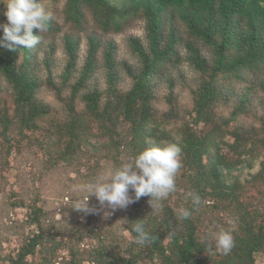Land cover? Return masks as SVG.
Returning <instances> with one entry per match:
<instances>
[{"label":"trees","instance_id":"trees-1","mask_svg":"<svg viewBox=\"0 0 264 264\" xmlns=\"http://www.w3.org/2000/svg\"><path fill=\"white\" fill-rule=\"evenodd\" d=\"M3 1L0 0V18L6 23L1 12ZM45 1L52 0H42L48 9ZM61 12L70 31L61 36L66 63L60 73V85L51 77L54 41L44 44L59 28L52 19L48 30L38 33L40 42L35 47L13 52L0 48V77L9 86L12 98L11 109L1 111L0 105V149L4 147L6 154L11 150L8 136L12 124L20 131H32L37 128L36 121L47 113V106L36 96L43 83L38 75L40 69L58 99L63 100L61 90L68 89L63 102L68 119L55 127L53 145L61 144V140L66 142L61 144L55 159L68 161L79 152L82 154L80 142H89V138L94 141L90 151L112 153L114 167L122 162L124 154L135 155L152 143L178 142L182 148L178 177L184 181V188L178 195L179 201L170 204L166 198L156 210L150 208L148 196L132 203L124 218L128 240L116 233L100 235L98 245L88 253V264H255V255L264 252V126L260 135L254 129H226L236 115L245 111L246 95L240 97L229 118L218 117L214 106L223 94L218 86L220 79L241 80L242 74H250L264 91V0H65ZM135 19H142L146 29L144 45L138 39H130L131 50L141 66L133 75L124 64V71L133 79L132 85L124 93L113 91L111 86L117 76L114 46L110 42L105 44L103 66L108 88L104 93L108 97L100 109L99 89L85 83L96 68L101 42L95 34H86V55L78 76L70 82L78 60L76 34L87 31L89 23L102 33L120 32ZM177 25L183 27L189 40L181 37ZM198 43L208 48L210 61L201 55ZM179 45L185 48V58L197 72L199 83L190 89V107L181 109L180 114L171 99L173 82L168 80L169 94L165 100L169 108L157 115L151 104L155 87L152 78L163 72L165 64L178 61ZM1 86L0 94L4 89ZM77 100L83 103L82 114L75 110ZM90 122H94L100 136L90 133ZM199 124L203 127L197 130ZM226 135L230 142L223 141ZM222 146L226 152H222ZM255 149L262 150L263 159L249 180L256 194L246 199V186L238 180L228 183L224 170L241 164L242 156L252 155ZM192 191L200 195L202 203L190 219L180 220L178 210L192 207L187 196ZM40 213L39 208L31 210L29 223L35 225V231L22 240L8 264H27V257L34 256L43 242L50 247L54 244L39 222ZM142 219L148 231L157 237L144 246L134 242L135 234L129 230L131 221ZM219 227L233 235L234 247L228 254L210 252L203 242L207 232ZM118 239L120 242L115 243ZM46 250L53 253L50 248ZM69 254L66 264H78L76 255L71 250Z\"/></svg>","mask_w":264,"mask_h":264},{"label":"rangeland","instance_id":"rangeland-1","mask_svg":"<svg viewBox=\"0 0 264 264\" xmlns=\"http://www.w3.org/2000/svg\"><path fill=\"white\" fill-rule=\"evenodd\" d=\"M64 2L65 0H52V2H46L49 6L48 9L45 8L50 14L53 24L57 28L59 27L57 33L48 36V40L44 42L46 44L53 39L55 44V50L51 55L54 65L51 77L55 79L52 80L56 85H60V73L66 63L61 36L70 31L69 24L65 23L61 12ZM4 6L5 4L2 5L1 12L4 11ZM1 21L0 18V24L5 23ZM177 30L183 39H190L189 35L183 33L184 29L181 25H177ZM87 33L95 34L101 43L96 53V68L85 85L95 86L99 89L101 93L100 109H102L104 100L108 97L104 93V90L108 88L103 66L105 44L110 42L114 46L113 57L116 63L117 76L111 89L117 93H124L131 87L133 79L129 78L123 69V65H127L133 75L138 72L141 66L139 59L131 50L130 39H138L144 45L146 43V29L142 19H135L120 32L110 31L108 33H102L98 27L89 23L87 31L76 34L79 39L78 60L74 66L70 82H74L78 76V69H80L86 55ZM196 45H198L201 55L210 61L212 57L208 48L200 43ZM177 52L178 61L165 64L162 67L163 72L160 71L158 75L152 78L155 87L151 104L157 115L169 108L165 100L169 94L168 80L173 82L171 99L173 105H178L180 114L183 113L181 109L190 107L192 100L190 89L196 88L199 83L197 72L193 70L185 58V48L179 45ZM38 75L43 83L36 96L42 104L47 106V113L42 119L36 121L37 128L32 131H20L15 124H12L8 136L9 145L12 146L11 150L6 154L4 147L0 149V264H8V260L15 256L22 240L35 231V225L29 223L30 212L34 208L40 209L39 222L45 229L46 237L52 238L54 244L50 247L49 243L43 242L37 248L34 256L27 257V264H66L70 258V250L76 255L78 264H88V253L98 245L100 235L116 233V236L122 235L124 239L128 240V233L124 230L126 209L116 210L108 219L103 218V213L85 214L74 210L76 202L81 198V194L74 191V187L94 179L98 174L110 168H114V163L110 158L112 153L91 152L90 143L94 141L89 138V142H80L82 154L79 152L77 157L74 155L68 161L55 159V156L60 154L61 144L66 142L61 140V144L53 145V140H56L55 127L62 124L67 118L68 112L63 102L68 96V89L63 88L61 90L60 95L63 100H60L45 83L46 75L41 69ZM0 78L1 88H4L3 93L0 94L1 111H3L7 108L11 109L12 98L10 97L9 86L6 85L4 78ZM218 86L223 89V94L214 106V111L218 117L229 118L240 97L246 95L247 99L243 114L236 115L226 129L232 127L254 129L259 131L260 135L264 126V91L256 83L254 76L242 74L241 80L220 79ZM75 110L82 114L83 103L77 100ZM178 123L179 121L176 125ZM89 125H91L90 133L95 135L97 132L94 129V122H90ZM202 127V124H199L197 130ZM85 131L87 132V130ZM24 134L25 137H22ZM96 135L100 136L99 133ZM103 141L104 138H101L100 142L104 143ZM223 141L230 142L231 139L226 135ZM226 151V147L222 146V152ZM253 152L250 156L243 155L241 158L244 159L243 162L235 168L224 170V178L228 183L238 180L246 186V199L248 196H255L256 194L253 189L254 186L250 184L249 180L251 175L259 170V164L263 159L262 150L255 149ZM125 156L128 154H124L122 158ZM230 156L235 157L232 154ZM178 176H180V171L176 175L177 191L167 197L166 202L170 204L179 201L178 195L182 194L184 188V181L181 180V176ZM89 205L99 207L95 197L89 198ZM150 208L152 209L151 206ZM156 209L157 207L152 210ZM119 242L118 239L115 243ZM41 248L42 250L38 251ZM49 248L53 250V253H47L46 249ZM255 264H264V252L255 255Z\"/></svg>","mask_w":264,"mask_h":264},{"label":"clouds","instance_id":"clouds-1","mask_svg":"<svg viewBox=\"0 0 264 264\" xmlns=\"http://www.w3.org/2000/svg\"><path fill=\"white\" fill-rule=\"evenodd\" d=\"M3 15L6 23L0 24L3 32L0 48L12 52L35 47L40 42L38 33L47 31L51 20L42 0H5ZM33 30H37V34H33ZM181 152L178 142L152 143L135 155L123 157L117 167L74 187V191L81 194L74 210L85 214L103 213V218L108 219L116 210L126 209L144 196L150 197L152 209L159 207L161 201L177 191L176 175L182 167ZM130 192L134 195H130ZM187 196L192 207L178 210L180 220L190 219L193 211L202 203L195 191ZM90 197H95L99 207L89 205ZM129 230L135 234L134 242L137 245L144 246L157 240L148 231L144 219L131 221ZM203 242L210 252L228 254L234 247L232 233L222 227L207 232Z\"/></svg>","mask_w":264,"mask_h":264}]
</instances>
